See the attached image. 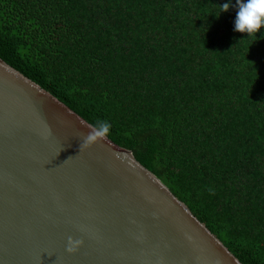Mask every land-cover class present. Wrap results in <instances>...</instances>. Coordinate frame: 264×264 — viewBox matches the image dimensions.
<instances>
[{
	"label": "trees",
	"instance_id": "trees-1",
	"mask_svg": "<svg viewBox=\"0 0 264 264\" xmlns=\"http://www.w3.org/2000/svg\"><path fill=\"white\" fill-rule=\"evenodd\" d=\"M0 58L264 264V0H0Z\"/></svg>",
	"mask_w": 264,
	"mask_h": 264
},
{
	"label": "water",
	"instance_id": "water-1",
	"mask_svg": "<svg viewBox=\"0 0 264 264\" xmlns=\"http://www.w3.org/2000/svg\"><path fill=\"white\" fill-rule=\"evenodd\" d=\"M0 264H244L134 152L0 58Z\"/></svg>",
	"mask_w": 264,
	"mask_h": 264
}]
</instances>
